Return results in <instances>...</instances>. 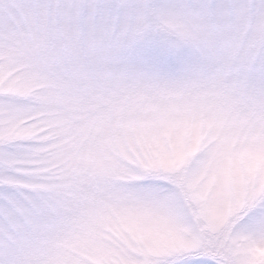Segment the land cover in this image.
<instances>
[{"label":"snow or ice","instance_id":"obj_1","mask_svg":"<svg viewBox=\"0 0 264 264\" xmlns=\"http://www.w3.org/2000/svg\"><path fill=\"white\" fill-rule=\"evenodd\" d=\"M0 264H264V0H0Z\"/></svg>","mask_w":264,"mask_h":264}]
</instances>
